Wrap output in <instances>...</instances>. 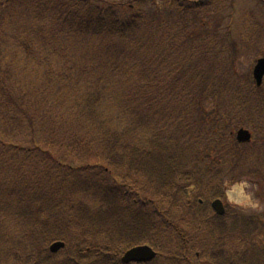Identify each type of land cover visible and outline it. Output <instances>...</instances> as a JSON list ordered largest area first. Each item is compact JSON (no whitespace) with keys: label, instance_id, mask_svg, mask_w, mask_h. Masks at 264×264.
I'll use <instances>...</instances> for the list:
<instances>
[{"label":"trees","instance_id":"16d2710c","mask_svg":"<svg viewBox=\"0 0 264 264\" xmlns=\"http://www.w3.org/2000/svg\"><path fill=\"white\" fill-rule=\"evenodd\" d=\"M133 1L135 0H0V31L4 32L6 27L12 26V35H15L16 40L13 53L8 50L4 53L0 47V260L6 259L10 264L49 263L50 257L54 255L49 252V246L41 248L34 243L35 237H46V234H38L39 231L33 230L35 220L32 216L39 215L40 202L46 197L54 201L55 196L52 195L59 192L68 196L70 203H67L65 213L73 222L76 221L77 212L83 218L91 214V209H84L83 204L76 202L71 206L75 202L71 200L72 197L83 192L99 197L103 201H99L100 204H109L108 209L100 208L95 214H111L122 210L131 216L128 221L130 223L140 217H152V211L144 207L135 208L129 202V194L123 191L129 188L128 191H132V185L126 187L121 184L123 181L115 179L111 182L106 178L107 171L112 169L124 170L130 178L144 175L156 183V189L161 187L175 192L177 199L179 195H187L190 188L188 185L198 191L195 192L198 197L199 188H202L204 182L200 178L201 171L198 166L192 170L187 169L191 162L187 167L184 165L187 156L198 160H204L206 156L210 159L209 171L221 176L224 172L223 164L218 161L211 165V162L230 160L233 153L241 152L248 161L254 158L252 174L256 177L264 176V143L256 152L252 145L239 144L232 136L229 138L231 129L223 127L224 124L220 121L218 126L207 125V117L203 118L198 114L197 104L193 105L196 113L193 116V108H185V114L180 105L176 106V110L168 118L170 125L161 126L163 118H166L164 116L171 110V104L164 105L158 96L161 95L160 90L165 81L162 76L164 68L169 72L166 78L168 88L176 76V71L180 70L174 59H168L173 57L172 54L179 45L168 37L163 42L164 30L170 27L168 16L175 13L181 17L189 16L195 9L201 8L202 3L162 0L161 5L160 0H150L151 7L147 10L136 6L144 0L136 4ZM98 38L106 42L94 45ZM4 40L7 42L8 39L5 37ZM35 54L43 58H37ZM67 54L79 58V88L74 90L83 92L71 102V105L75 104L79 99L75 107L76 116L79 117V137L87 132H97V141L87 143L88 146L94 144L88 151L96 153L101 166H104L102 161L105 162L106 170L91 171L88 167L79 166V172L76 173L63 164V167H57L52 173L39 171L41 178L33 181L20 174L19 164H23L33 155L47 159L40 154L50 157L53 154L50 148L54 147L55 140L50 139L45 144L43 140L34 141L31 147L23 146L29 145V142L22 141L25 136L29 138L33 135L34 140L40 139L37 132L42 127L38 124L41 120L37 115L39 108L33 103L36 97L29 86L30 71L26 62L33 63L35 71L49 72L47 62H52L49 57L56 58L58 55ZM126 56L132 57L127 62V68L134 70V73L131 77L125 75V80L121 83L124 89L121 103L125 108L126 120L119 121L124 126L119 131L114 128L115 119L107 113L108 110L101 113V107L105 105L108 89L106 83L113 77L107 74V69L111 66V72L114 71V63H118L119 57ZM32 58L36 60L35 63ZM11 66L16 76L11 74ZM96 67L99 71L95 70ZM186 77L190 81L183 84L190 86L194 76L188 73ZM212 87H206L204 91L212 94L215 104L213 117H224L222 104L220 105L221 95L215 92L217 85ZM259 89L263 87L255 90L258 92ZM236 93L239 95L241 90H236ZM249 101L248 95L242 99L236 96L231 113L239 114L244 105H249ZM262 103V100L257 102L260 105ZM60 127L71 131L72 128L74 130L75 123H61ZM49 131L52 137L54 134L56 136L51 129ZM146 133H149V137ZM187 135H192L194 142L200 145L196 154L191 149L185 151L181 146L182 141L186 142ZM199 135L205 136L200 142ZM82 139L79 138V144L83 143ZM96 144L100 146L96 147ZM103 144L105 147H102ZM234 144L238 149L234 148ZM71 148L69 145L66 151H73ZM44 149L45 152H42ZM36 163L38 167L42 165V162ZM57 170H60L59 173ZM4 176L9 179L3 180L1 177ZM122 177L125 179L126 175L122 174ZM55 179H64L69 183L64 186L58 181L53 182ZM217 180L218 183L210 186V190L213 198L223 199L222 184ZM235 182L237 178H233L230 185ZM180 185L186 187L181 188ZM35 207L38 208L37 211L34 210ZM197 207H200L199 203ZM244 222L245 218L243 226ZM256 223V219H250L245 222V227L254 229ZM22 237L24 239L21 240ZM28 237L31 238V245L29 249H23L22 242L28 240ZM56 238L66 239L61 232ZM92 252L91 249L90 252L82 251L80 260L70 257L65 259V264H121L118 259L114 262L103 253L97 255L96 261H85L83 258ZM216 255L218 264H264V239L256 238V243L252 242L251 247L239 255L227 258L223 253Z\"/></svg>","mask_w":264,"mask_h":264},{"label":"rangeland","instance_id":"374dc122","mask_svg":"<svg viewBox=\"0 0 264 264\" xmlns=\"http://www.w3.org/2000/svg\"><path fill=\"white\" fill-rule=\"evenodd\" d=\"M139 1L135 0L133 3L136 4ZM182 1L185 3L189 1H191L189 3H202V6L193 11L196 14L191 13L189 16L181 17L175 13L168 16L170 17V27L164 30L163 42H166L168 37L179 45V48L172 54L173 57L168 59H174L180 70L176 71V76L169 83L168 88L166 78L169 72L166 67L164 68L162 76L165 81L160 90L161 95L158 96L164 105L171 104V110L164 116L166 118H163L164 121L161 126L170 125L168 118L176 110V106L180 105L184 113L185 108H193L191 111V116H193L196 114L193 105L197 104L198 114H201L203 118L207 117V125L218 126L217 123L220 121L224 124L223 127L231 129L229 138L231 136L235 138L236 130L240 127L250 131L254 130L253 140L250 145L253 146L256 152L264 143V87L261 91L256 92L253 89L254 87L250 88V80L256 60L264 56V47L258 48L260 43H264V0ZM149 3L150 0H144L143 3L136 6H138L137 8L148 10L151 7ZM159 3L163 5L162 0ZM247 27L248 29L246 30L245 28ZM12 31L13 27L10 25L6 27L4 32L0 31V47L4 53H7V50L13 53L16 49L15 35L13 37ZM240 34H245L248 38L251 37L250 42L243 40ZM5 37L8 39L7 42L4 40ZM12 37L13 40L10 41ZM102 41L106 42L98 38L94 45L100 44ZM123 49L125 50L126 46ZM26 53L28 54V52ZM70 54L66 56L58 55L56 58L49 57L52 60L51 63L47 62L49 72L44 70L41 72L35 71L33 63L30 61L26 62V66L30 71L29 86L36 97L33 103L39 108L37 115L41 120L38 121V124L42 127L37 132V136L40 139L34 140L33 135L29 138L25 136L22 141L25 143L29 142V145L23 146L31 147L34 141L41 142L43 140L45 144L50 139L55 140L54 147L50 148V151L53 152L50 157H46L41 153L40 155L47 158L44 159L38 155L37 157L35 155L31 156V154L29 159L23 164H19L20 174L30 177L33 181L41 178V172L39 171L43 170L47 173H52L55 172L54 169L57 167L63 166L71 167L76 173L79 172V166L81 168L88 167L91 171L97 169L106 170L104 167L105 162L102 161L101 164L104 166H101L96 153L88 151V149L93 148L94 144L92 143L88 146L87 143L97 141V132H91L93 135L87 132L79 137V117L77 118L75 113V107L79 99L75 104L71 105V102L79 97V94L83 91L74 90L77 87L79 88V58ZM35 57L43 58L37 54H35ZM129 58L132 57H119L118 63H114L115 70L112 72L110 70L111 66L108 67L107 74L113 77L106 83L108 89L105 96V105L101 107V113L108 110L107 113L115 119L114 128L119 129V131L124 129V126L120 125L119 121L126 120L125 108L121 103L124 96V89H122L121 83L125 80V75H130L131 77L134 73V70L130 71L127 68ZM31 60H34V58ZM33 62L35 63L36 60ZM182 63L183 65H180ZM13 70L11 66V74L15 75ZM95 70L99 71L97 67ZM48 73L50 76H47ZM188 73L194 76V81L191 82L190 86H185L183 83L190 81L186 77ZM225 83H228V85H225ZM86 84L89 87V84ZM211 85H217V91L215 92L221 95L222 101L220 105L222 104L224 117H213L215 116V104L212 94L204 91L206 87H212ZM212 89L214 88L212 87ZM238 89L241 90L239 95L236 93ZM246 95H248L250 100L249 105H244L240 114L234 115L231 113L236 96H240V99H242ZM261 100L263 101L261 104L263 107L257 108L258 105L261 106L257 104ZM223 104H225V108H223ZM203 118L201 121H203ZM67 122L71 125L75 123L74 130L73 128L71 130L73 132L65 131L60 127L61 123L65 124ZM49 129L55 132L56 136L54 134L52 137ZM146 134L149 137V133ZM79 138H83V143L79 144ZM186 138V142L182 141L181 146L185 151L191 149L193 154H196L200 146L199 143L194 142L195 138L193 139L192 135H187ZM203 138H205L204 135H199V142ZM69 145L72 146L71 149L73 151L67 152L66 147ZM95 146L98 147L100 144ZM102 147H105V145L103 144ZM234 148L238 149L235 144ZM42 152H45V149ZM121 154L124 155L123 153ZM246 159L241 152L240 154L237 152L233 153V157L230 160L220 159L211 162V165L218 161L223 164L224 172L221 176H216V174L209 171L210 159H207L206 156L204 160L187 156V161L184 165L187 167L188 163L191 162L187 169L192 170H194L195 166H198L201 171L200 178L204 181L202 188H199L200 195L197 197V202L200 206L199 210H195L196 205L192 209L190 208L191 204H186L188 203V198H194L193 196L198 192L191 185H188L190 186L188 191L196 193L190 192L193 196L191 194L185 196L182 193L183 196L179 195L177 199L175 192H170L171 190H165L161 187L156 189V183L148 180L144 175L130 178L121 169L107 171V176H105L111 182L118 179L119 182L123 181L121 184L126 187L132 185L129 202L135 208H151L150 210L154 211V217H149L147 222V231L149 229L150 233L155 236L153 241L159 245L158 247L165 252L166 256H169V260L173 263L171 261L164 262V259H162L156 261V263L152 261L147 264H185L186 260L192 261L194 258L197 259L198 264H214L218 256L216 254L223 253L226 258L232 255H239L242 251L249 249L252 242L256 243V238L264 239V176H260L261 178L254 176L251 171L254 158L249 161ZM36 162H42V165L38 167ZM58 171L60 170L56 172L59 173ZM122 174L126 175L125 179H122ZM1 178L3 180L9 179L6 176ZM233 178H237V182L230 185V181ZM217 179L222 184L221 191L224 194L222 201L227 208V213L223 217L216 216L210 210L212 202L218 199L213 198L210 190V186L218 183ZM54 181H58L64 186L69 183L64 179H55ZM180 187L185 188L186 185H180ZM237 189H241V194L238 193ZM165 192L166 195H164ZM173 195L176 205L169 202ZM52 196H55V200L50 201L51 198L46 197L40 202L39 215L35 214L34 217L32 216L35 220L33 230L39 231L38 234H46V237H35L34 243L37 246L47 248L54 241L60 240L56 238L60 232L66 238L67 248L64 251L59 252L58 250L55 252L54 256L50 257L48 264H65V259L70 257L79 259V245L86 243L85 248H88L91 245L89 243L91 241L97 242L92 251L102 243L106 247L109 246V249L117 251L118 255L122 253L120 257L122 258L128 249L126 244L127 233L130 228L136 229L139 218L130 223L128 221L131 220V216L129 217L126 214L127 212L122 210L111 214L106 212L93 214L100 208L104 210L110 206L107 203L99 204V201L103 202L100 198L97 199L94 194L83 192L77 193L72 197L71 200L75 202L71 206H74L76 202L83 204L84 209H91V214L87 218H83L77 212L76 221L73 222L70 221L68 214L65 213L67 203H70L67 199L68 196L63 195L61 192ZM34 210L37 211L38 208L35 207ZM169 218H171L170 221H168ZM244 218L245 222H249L250 219H256L258 223H256L254 229H246L245 222L243 226ZM164 219L167 220V223L164 221L166 225L162 223ZM169 222L173 223V226H169ZM144 228L145 232H143ZM136 231L138 232L137 234H130L132 245L138 241L144 242L148 240L145 224H140ZM179 233L186 238L185 242L188 246L186 256L188 259L179 260L177 258L179 253H185V245ZM22 239L24 238L22 237ZM22 243L23 249H29L31 238L28 237V240ZM0 263L10 264L6 259H1Z\"/></svg>","mask_w":264,"mask_h":264},{"label":"water","instance_id":"95a60500","mask_svg":"<svg viewBox=\"0 0 264 264\" xmlns=\"http://www.w3.org/2000/svg\"><path fill=\"white\" fill-rule=\"evenodd\" d=\"M256 76L262 77L264 74V61H261L260 64L257 67L256 70ZM238 139L241 142H246L250 140V135L246 131H240L238 134ZM213 208L216 210L218 214H223L225 212L223 204L220 201H217L213 204ZM64 245L61 243L55 244L52 246L51 250L52 251H57V249H60ZM154 252L149 248V247H141L137 249H133L129 251L125 257L123 258V261L125 263H128L130 261H139V260H145V259H150L154 257Z\"/></svg>","mask_w":264,"mask_h":264},{"label":"bare ground","instance_id":"6f19581e","mask_svg":"<svg viewBox=\"0 0 264 264\" xmlns=\"http://www.w3.org/2000/svg\"><path fill=\"white\" fill-rule=\"evenodd\" d=\"M237 191H238V193H240V194H241V189H237Z\"/></svg>","mask_w":264,"mask_h":264}]
</instances>
